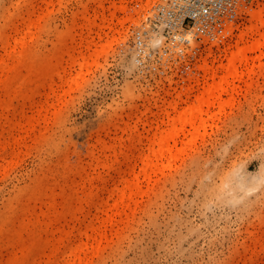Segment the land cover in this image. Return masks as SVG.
Segmentation results:
<instances>
[{
    "label": "rangeland",
    "instance_id": "obj_1",
    "mask_svg": "<svg viewBox=\"0 0 264 264\" xmlns=\"http://www.w3.org/2000/svg\"><path fill=\"white\" fill-rule=\"evenodd\" d=\"M168 1L0 0V62L8 65L0 67V264L15 254L23 264H63L82 241L89 247L78 264H264L259 50L239 64L244 74L225 104L197 129L187 126L194 133L181 134L149 179L141 174L126 205L112 195L141 170L167 101L183 90L191 102L206 75L199 64L209 53L210 64H226V46L264 8L244 0L227 28L233 36L196 39L182 53L158 20ZM114 2L125 8L111 15ZM30 19L39 22L29 28ZM15 39L18 48L25 40L20 61L6 53Z\"/></svg>",
    "mask_w": 264,
    "mask_h": 264
},
{
    "label": "bare ground",
    "instance_id": "obj_2",
    "mask_svg": "<svg viewBox=\"0 0 264 264\" xmlns=\"http://www.w3.org/2000/svg\"><path fill=\"white\" fill-rule=\"evenodd\" d=\"M114 4V10L115 8L118 10L119 6L116 5L115 2ZM122 5L119 8H122ZM116 10L111 15H114ZM250 14V24L241 30L234 44H228L225 48V58L227 59L226 64L217 67H215L214 64H210L208 56H211V53H209V55L204 58L202 63L199 64L198 69L203 70L205 72L204 74L206 75L204 76L203 89L198 91L195 98L188 103L190 93L182 90L178 92L174 98L167 101V105L165 108H163L161 113L162 117L159 120L160 124L158 125V130H156L152 136H149L147 146L143 148L139 154V158L142 162L141 170L132 178L122 179L121 185H116L113 190L112 195L116 194L117 196V206L126 205L128 200L133 197L134 194L140 191L141 174L145 178L149 179L152 173L158 170L161 164H164L165 159H169L174 155V144L177 143L178 139L181 137V134L187 136L189 133H194V131L186 129L188 125H190L193 129H197L200 124L206 123V121L211 118L212 115L209 114L208 110L212 106H222L225 104L226 101L223 98V94H233L235 90L234 81L236 79L242 78L244 74L239 70V64H249V60L251 58L249 53L259 50L260 54L257 55V58L264 54V8L261 7L257 10H253L250 12ZM114 17L115 16H113V18ZM105 21L106 19H104V22ZM28 22L29 28H32L37 25L39 21L37 19H30ZM230 28L231 29L226 32V36L232 34V29L234 28ZM220 39H217V41L215 40L213 44H217L218 40ZM21 42L23 45L21 48H18L19 40L15 39L14 45H11L10 41H7L5 46L7 55L14 56L20 61L21 56H23L25 52V40L22 39ZM67 53L70 56L76 58L73 51H68ZM81 57L82 60L79 61V64L80 67L83 68L85 65H87V60L84 54H82ZM212 61L214 62L215 59ZM4 63L0 62V67L3 73L8 70V65ZM10 69H12V67ZM219 72H223L222 75H220ZM48 74L51 78L53 77L52 73L48 72ZM56 74H58L60 79L64 77V74H62L60 71H58ZM3 76L5 81L7 77L6 75ZM217 76L220 77L219 80H216ZM209 79H212L213 81L208 82ZM54 83L55 82L51 83L53 87L55 85ZM15 98L16 95L13 97V102H15ZM183 102H187V105L180 108L179 106ZM242 183L243 182L241 180H237L235 184L236 186L233 187L237 188L238 186L242 185ZM89 228L93 232L97 227L96 224H90ZM92 232L89 233L88 229L85 231L88 239L93 237ZM83 233L81 235H83ZM99 233L101 234V232ZM93 238L96 239V236ZM87 247H89L88 243L83 241L75 246H71L69 248V259L65 260L63 264H78V262L83 261ZM51 249H57V245L53 244ZM20 256L15 254V256H11V258L4 264H23L22 258L18 259V262L16 260V258H19Z\"/></svg>",
    "mask_w": 264,
    "mask_h": 264
},
{
    "label": "built area",
    "instance_id": "obj_3",
    "mask_svg": "<svg viewBox=\"0 0 264 264\" xmlns=\"http://www.w3.org/2000/svg\"><path fill=\"white\" fill-rule=\"evenodd\" d=\"M243 6L244 0H169L160 6L158 20L166 36L178 41L179 52L183 53L186 47H193L196 39L205 41L223 36Z\"/></svg>",
    "mask_w": 264,
    "mask_h": 264
}]
</instances>
